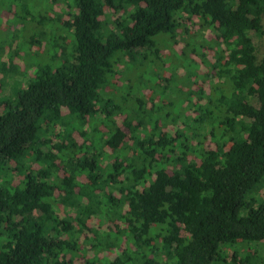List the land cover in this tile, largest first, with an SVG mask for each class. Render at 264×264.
Returning a JSON list of instances; mask_svg holds the SVG:
<instances>
[{
    "label": "trees",
    "instance_id": "1",
    "mask_svg": "<svg viewBox=\"0 0 264 264\" xmlns=\"http://www.w3.org/2000/svg\"><path fill=\"white\" fill-rule=\"evenodd\" d=\"M54 4L62 8L50 16ZM1 5L9 15L23 6L38 32L24 36L27 21L1 24L0 57L13 40L10 61L21 52L23 60L41 56L31 48L45 41L52 52L35 62L25 86L0 96V264H97L90 260L101 252L112 254L100 264H261L264 195L255 191L264 182V56L256 39L264 0ZM183 13L213 38L190 41ZM180 38L188 63L195 54L217 79L214 90L199 88L192 102L189 89L177 114L160 113L165 102L154 93L150 107L125 87L118 93L119 66L129 74L125 64L163 61L161 45ZM186 108L194 115L167 128ZM91 217L97 226L87 225ZM233 244L247 253L235 250L227 261ZM88 249L94 254L83 260Z\"/></svg>",
    "mask_w": 264,
    "mask_h": 264
},
{
    "label": "rangeland",
    "instance_id": "2",
    "mask_svg": "<svg viewBox=\"0 0 264 264\" xmlns=\"http://www.w3.org/2000/svg\"><path fill=\"white\" fill-rule=\"evenodd\" d=\"M5 1L6 0H0V4L4 3ZM46 6H47V3L43 1L40 7L43 9ZM3 7L4 6L2 5L0 6V9L2 8L0 12L1 13L0 18L2 20V22L0 20V26L1 24L4 25V27L6 25H9L10 27V24L11 25L15 24V26H17V24L15 23L16 21H19L21 23L23 21H27L28 22L27 25H25L24 23L23 25L24 27L22 28L23 35L31 36V35L36 34V32H38L37 29L33 25L29 24L30 16L28 14L26 15V12L23 6L17 5L16 8L14 7L12 9V14H11L12 16L9 15L10 13L8 14V10H6L7 8L6 7L3 8ZM61 8H62V5L54 4L53 10H50L48 12V15L54 16V13L56 11H59ZM182 17H184L183 18L184 22L188 24L189 34L190 36H192L190 41L194 40L197 43V42H200L203 37H206L207 39L213 38L212 32L209 29H206L204 31L199 30L200 28L197 25V22H198L197 17L192 18L191 21L185 19L186 17L185 13L182 14ZM183 20L181 19L182 22ZM18 25H20V23ZM48 25L51 26L52 24L48 23ZM263 26H264V16H263ZM178 31L179 33L181 32V34H183L181 29H179ZM185 38H189V37H187L186 35ZM12 44H13L12 47L18 46L17 42H14V40ZM12 47L7 45V47L1 53V57H0V61H4L7 65L6 67H4L2 66V63L0 64V96L2 94L8 93L10 90V87L15 85L18 82H20L22 86H25L26 79L28 78L29 75L33 74L35 62H37L38 59H40L41 61L47 60L48 58L44 59V57H48L50 53L52 52V51H44V49L47 47L46 41H45V42H42L40 45H34L31 48L32 51H38V52L40 51L41 56H37V58L35 57L34 59H32L33 57L32 58L28 57L23 60L21 58L23 56L21 52L19 53V56L15 57V60L10 61L9 53L12 51ZM184 47H185L184 42L181 40V38L179 39L177 43H172V41H166L164 46L161 45V55L163 57L162 58L163 61L156 60L154 62H148L144 67H141L139 69H137V65L125 64L126 71L127 72L130 71L129 74L124 71L123 66H119L118 67L119 72L115 76V82L118 85V90H117L118 93H121L125 87L126 92L129 90L130 91L129 94L133 96V98L134 97L136 98L137 96L145 97L147 107H150L151 104L149 101V97H151L152 93H154L155 94L154 102H157L158 101L157 99L159 98L161 99V101L165 102L164 109L161 107L160 113L167 112L168 111L167 109H171V111L174 112V114H177L178 112H180V108L178 107L179 104L182 103L181 106H185L186 102L188 101V100L183 101V99H186L185 93L188 92L189 89L190 91H192V93L194 91H197L199 88L204 89L206 92L214 90V87H215L214 85L216 84L217 79L212 78V76L205 73L207 71V66L204 65L203 63H200L199 57L196 56L195 54H190L189 56L191 60L194 59L196 63L195 62L193 64L188 63L187 58H185L181 54L182 50L186 49V47L185 48ZM256 47H257L256 51H257L258 57L264 56V33L262 34L260 38L256 39ZM202 50H204L207 53L208 58H211V55L213 53L212 50L207 49L205 47ZM26 61H29V62L27 63L28 67L26 68V71H25L24 62L26 63ZM197 62L199 64L198 68H196ZM198 70L202 74L200 73L197 74L196 72H198ZM24 71L26 73L25 76H23L22 74ZM159 74L161 75V78L157 76ZM127 77H129L128 79L130 80L129 81L130 83H128L127 80L125 82V79ZM168 77L169 79L167 80ZM3 80L6 81V83L3 86H1V82ZM147 81H149L148 84H147ZM129 85L132 86L131 89H128ZM217 85L222 86V85H225V83L222 84L221 82H217ZM224 87L226 88V86ZM196 96H197L196 93L191 94L189 96V100H191L192 102L196 101L197 100ZM169 100H172L174 102L173 107H168L167 102ZM1 110H2V105H0V112ZM186 115H188V117H191V115H194L193 109L186 108V113L184 114V116L182 118L181 117L178 118L176 121H172L170 118H168V122H167L168 124H166L167 125L166 127L167 128L170 127L172 128V130H174L175 128L182 127L183 121L185 122L188 121V118ZM116 117L119 118L118 116ZM60 129L61 127H57L56 131H59ZM51 137L55 138L54 136H51ZM206 142L208 144L210 143L208 139L206 140ZM106 158L105 156L100 157L103 163H106L109 160V159L107 160ZM56 192L57 191H55V193ZM255 194L256 196L264 195V182L260 183L258 189L255 191ZM65 212H66L65 209L60 205V208H58V214L61 217H64L66 215ZM87 225L89 227L97 226L98 218L97 217L89 218V220H87ZM79 239L83 240V234L80 235ZM250 246L252 247V244H250ZM235 250L237 251L238 256H241L247 253V249L245 247H242V245L240 244H233L232 246H227L223 252L226 255L227 261H229L233 251ZM258 253L262 257V259L258 260L259 263L264 264L263 262L264 261V245L258 247ZM93 254H94L93 250L92 251L91 249L85 250L82 258L83 260L84 259L90 260ZM100 254L101 256H96L90 261H95L97 262V264H100L102 263L101 262L102 255H106L107 257L109 256L110 258L112 253L108 252L104 254V252H101ZM227 264H232V263L228 262Z\"/></svg>",
    "mask_w": 264,
    "mask_h": 264
}]
</instances>
